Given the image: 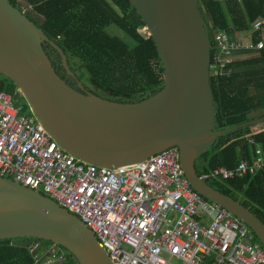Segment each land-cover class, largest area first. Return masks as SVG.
I'll use <instances>...</instances> for the list:
<instances>
[{
    "label": "water",
    "instance_id": "95a60500",
    "mask_svg": "<svg viewBox=\"0 0 264 264\" xmlns=\"http://www.w3.org/2000/svg\"><path fill=\"white\" fill-rule=\"evenodd\" d=\"M145 23L160 58L162 89L138 103H117L76 90L55 71L44 45L67 57L23 11L0 0V76L9 80L33 117L67 154L86 164L118 168L141 163L171 148L191 187L226 210L264 248V224L240 201L214 189L196 162L220 136L259 127L264 117L215 131L211 89V45L198 0H128ZM46 241L67 251L77 264H113L83 222L49 197L0 177V241Z\"/></svg>",
    "mask_w": 264,
    "mask_h": 264
},
{
    "label": "built area",
    "instance_id": "2783aa9c",
    "mask_svg": "<svg viewBox=\"0 0 264 264\" xmlns=\"http://www.w3.org/2000/svg\"><path fill=\"white\" fill-rule=\"evenodd\" d=\"M260 33L254 43L252 35ZM210 74L229 73L242 51L264 49V15L251 31L213 35ZM264 151L234 169L216 168L208 180L254 177ZM0 177L53 200L95 235L113 264H264V248L235 216L205 200L187 181L171 148L129 166L104 168L64 152L44 127L0 89ZM264 191V187H263ZM35 264H68L61 247L29 246Z\"/></svg>",
    "mask_w": 264,
    "mask_h": 264
},
{
    "label": "trees",
    "instance_id": "16d2710c",
    "mask_svg": "<svg viewBox=\"0 0 264 264\" xmlns=\"http://www.w3.org/2000/svg\"><path fill=\"white\" fill-rule=\"evenodd\" d=\"M8 1L63 51L78 82L92 94L126 104L138 103L162 89L163 68L156 47L143 31L145 23L128 0ZM198 5L210 40L211 64L216 53L214 33L226 32L237 37L250 32L252 24L264 15V0H198ZM110 29H117L121 36L109 33ZM252 39L257 43L262 37L255 33ZM48 47L57 74L73 81L62 67L58 52ZM237 56L229 73L211 75L215 131L232 129L264 117V49L242 51ZM0 89L12 95L16 104L28 106L17 88L2 76ZM259 150L264 151V126L230 131L220 136L196 162L197 174L201 177L219 167L232 170L241 161L251 164ZM207 182L240 201L264 224V171L254 177ZM35 242L40 244L39 252L51 246L49 242L31 239L0 241V264H35L28 251ZM61 249L66 253L68 264H77Z\"/></svg>",
    "mask_w": 264,
    "mask_h": 264
},
{
    "label": "flooded vegetation",
    "instance_id": "af4514ba",
    "mask_svg": "<svg viewBox=\"0 0 264 264\" xmlns=\"http://www.w3.org/2000/svg\"><path fill=\"white\" fill-rule=\"evenodd\" d=\"M49 45H44V49H45V51H46V53H47V55H48V57H49V59H50V55H52V53H51V51L49 50V47H48ZM52 57H53V55H52ZM67 74V73H66ZM75 75V74H74ZM68 77H70L69 75H68ZM70 78H72V77H70ZM67 83H68V85H70L72 88H74V89H76V90H79V88H78V80L76 79V78H72V80L73 81H68V79H64ZM72 84H75V87H73L72 86ZM80 92H81V90H79ZM82 92H86V93H91L90 92V90H88V89H86L85 87H84V90H82ZM92 94V93H91Z\"/></svg>",
    "mask_w": 264,
    "mask_h": 264
},
{
    "label": "rangeland",
    "instance_id": "374dc122",
    "mask_svg": "<svg viewBox=\"0 0 264 264\" xmlns=\"http://www.w3.org/2000/svg\"><path fill=\"white\" fill-rule=\"evenodd\" d=\"M25 10V9H24ZM143 31L144 32H147V30L146 29H143ZM109 33H111V34H114V35H117V36H121V34H120V32L117 30V29H110L109 30ZM148 33V32H147ZM149 35V34H148ZM5 83L6 84H9L8 82H6L5 81ZM21 105L24 107V109H25V112H26V114L27 115H30V116H33L32 115V112H31V109H30V107L29 106H24V103H21ZM264 126V125H263ZM261 128V127H260Z\"/></svg>",
    "mask_w": 264,
    "mask_h": 264
},
{
    "label": "crops",
    "instance_id": "0c3cea01",
    "mask_svg": "<svg viewBox=\"0 0 264 264\" xmlns=\"http://www.w3.org/2000/svg\"><path fill=\"white\" fill-rule=\"evenodd\" d=\"M244 52H258V51H244ZM239 56V55H238ZM238 56H236V60L238 59ZM264 125V124H263ZM263 125L262 126H259V127H257V128H260V127H263ZM260 152H263L262 150H259V152H258V154H260ZM259 156V155H258ZM255 159V158H254ZM241 162H245V161H241ZM247 163V162H246ZM243 178V177H242Z\"/></svg>",
    "mask_w": 264,
    "mask_h": 264
}]
</instances>
